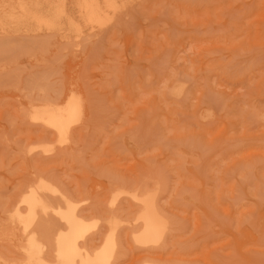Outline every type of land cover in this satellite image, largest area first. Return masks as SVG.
I'll use <instances>...</instances> for the list:
<instances>
[{"label": "rangeland", "instance_id": "1", "mask_svg": "<svg viewBox=\"0 0 264 264\" xmlns=\"http://www.w3.org/2000/svg\"><path fill=\"white\" fill-rule=\"evenodd\" d=\"M118 1L80 38L0 29V264L26 259L15 214L41 181L99 221L87 248L118 221L113 264H264V0ZM70 98L83 113L65 140L32 119ZM134 195L154 198L160 242H135ZM50 215L39 222L52 234Z\"/></svg>", "mask_w": 264, "mask_h": 264}, {"label": "bare ground", "instance_id": "2", "mask_svg": "<svg viewBox=\"0 0 264 264\" xmlns=\"http://www.w3.org/2000/svg\"><path fill=\"white\" fill-rule=\"evenodd\" d=\"M15 4L3 5L5 9L0 29L11 30L28 28L33 24L37 30L48 32H63L65 35L82 37L84 28L100 30L112 23L118 13L121 3L118 0H16ZM8 7L9 9L6 10ZM70 6L74 7L83 24L76 22L68 14ZM66 23L65 27L63 23ZM83 113L80 99L70 98L63 104H48L36 109L32 119L55 130L63 140L68 136L72 127L78 123ZM63 197L66 209L52 207L45 199L47 194ZM119 193V192H118ZM113 200L116 203L120 195ZM137 195V194H136ZM46 196V195H45ZM142 205V210L137 219L142 226L141 231L135 236L139 244H156L164 236L165 225L154 208V198L151 196H133ZM21 198V197H20ZM60 198V197H59ZM19 207H25L27 213L18 208L15 218L27 235V244L24 246L26 256L22 264H113L116 257V233L119 223L112 218L109 221L110 233L99 248L93 250L85 245L87 235L98 227L99 221L91 224L79 216L77 207L64 197L56 187L45 181L31 188L19 200ZM112 204V205H113ZM18 206V205H17ZM16 206V207H17ZM15 213V211H14ZM56 216L62 228L54 229V233L43 232L40 227V216ZM50 215V216H51ZM54 227V226H53ZM53 246V256L48 255ZM136 264H162L155 261H144Z\"/></svg>", "mask_w": 264, "mask_h": 264}]
</instances>
